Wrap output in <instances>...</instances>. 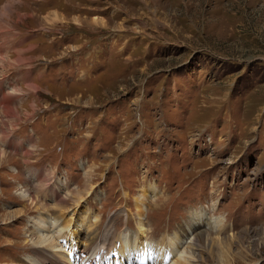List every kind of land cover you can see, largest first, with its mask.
I'll return each instance as SVG.
<instances>
[{"label":"rangeland","instance_id":"rangeland-1","mask_svg":"<svg viewBox=\"0 0 264 264\" xmlns=\"http://www.w3.org/2000/svg\"><path fill=\"white\" fill-rule=\"evenodd\" d=\"M0 13V264H39L47 214L71 221L67 264L91 232L99 251L109 232L139 238L143 191L149 247L188 249L204 221L195 264H264V0H0Z\"/></svg>","mask_w":264,"mask_h":264},{"label":"bare ground","instance_id":"bare-ground-1","mask_svg":"<svg viewBox=\"0 0 264 264\" xmlns=\"http://www.w3.org/2000/svg\"><path fill=\"white\" fill-rule=\"evenodd\" d=\"M1 89L3 91V87ZM17 147L19 148V146ZM18 148H16L17 150H15V152L19 150ZM0 155L2 157V159L0 160V164H1L7 160V157H6V152L3 149H1ZM26 156H27V153L24 154V157ZM30 173L32 174V176L35 175L34 179L38 182L37 185H40L39 184L40 179L36 171L32 170L30 171ZM52 192L51 193L53 195L54 190H52ZM148 195L149 194L147 191H143L136 199V214L135 215L136 217H138V220H137L138 231L136 232L139 234V238L137 237L138 235H136L135 237H133L132 234L125 235L123 237H119L118 242L116 244L114 242L113 234L109 232L104 237V240H105V243L106 241L109 242L110 246H108L107 250L101 247L102 251H99L100 246L98 245H97L98 247L95 246L96 244H98L97 243L98 234H94L91 232V234L88 235V239L90 241L87 242V244L84 246L81 256L80 257L78 256L79 258L77 257L75 260L72 261L71 264H106L104 260L111 251H114L119 256H123L128 260H132V258L136 256L139 258L138 264H141V261H143V264H144L145 258L154 253L157 254L158 258H162L163 256H165L167 260H171L172 257H177L176 261L172 264H195L197 260V256L192 252V249L196 247L199 249H204L205 244H206V236L204 235L205 232L203 231L207 229V227L211 229L209 224H206L204 221L198 222V223H195V225L192 226L191 229L187 230V232L183 236H185L187 239H192V245L188 249L181 250L182 248L179 243L178 237L174 240H171L170 242H168L165 239L163 245L157 244V246H155L154 248H152L151 246L149 247V245H147L146 242L142 241L141 236H144L147 231L145 230L146 215L147 217L152 215L153 214L152 212L154 211L156 212L157 209L155 205L154 208L151 207L150 210L148 209L146 210L147 201L149 200ZM18 196L25 201H32V203L36 202L35 199L31 197L30 193L26 189L21 190ZM77 198H78L77 204H79L80 201H82V198L80 197V195L79 196L77 195ZM160 199H157L156 204H159ZM160 208H161L160 212H162L164 210V206L162 205ZM153 209H156V210L153 211ZM46 217L44 216L38 220H35V222L38 223L39 227H37L36 225L34 227L39 228V230L35 234L36 237H35V240H33V247H31L30 249L31 252L34 251V253L37 254V257H34L35 258L34 261H39V264H43L44 263L43 261H49L50 260L49 258H54V259H57V261H59L58 264H67L70 260L68 259V257H64L62 253H60L62 247L59 244L57 237H64L63 238L64 240L67 237L71 239V236L74 235L73 232L69 236L64 234L66 230L70 229L71 221L66 222L64 225L60 218H56L52 216L51 214H47ZM46 221H50L51 223H53V225L52 226L48 225ZM96 225H98V223H96ZM201 226L204 227V229L201 230L200 228ZM213 226L214 227L220 226V221H216V224ZM75 232L77 233V231ZM165 245L166 247H164ZM93 246L95 247V252L94 251L89 252ZM109 249H110V252H109ZM57 256H60V258L61 257L62 258L64 257V258L60 260V258H58ZM132 264H136V263L133 261Z\"/></svg>","mask_w":264,"mask_h":264},{"label":"clouds","instance_id":"clouds-1","mask_svg":"<svg viewBox=\"0 0 264 264\" xmlns=\"http://www.w3.org/2000/svg\"><path fill=\"white\" fill-rule=\"evenodd\" d=\"M0 15H4V13H0Z\"/></svg>","mask_w":264,"mask_h":264},{"label":"snow or ice","instance_id":"snow-or-ice-1","mask_svg":"<svg viewBox=\"0 0 264 264\" xmlns=\"http://www.w3.org/2000/svg\"><path fill=\"white\" fill-rule=\"evenodd\" d=\"M141 264H143V261H141Z\"/></svg>","mask_w":264,"mask_h":264}]
</instances>
